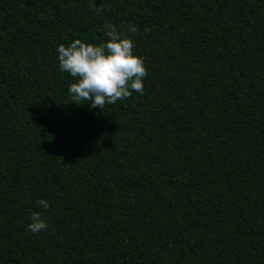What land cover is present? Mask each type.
Returning <instances> with one entry per match:
<instances>
[{
    "label": "trees",
    "instance_id": "obj_1",
    "mask_svg": "<svg viewBox=\"0 0 264 264\" xmlns=\"http://www.w3.org/2000/svg\"><path fill=\"white\" fill-rule=\"evenodd\" d=\"M105 23L147 75L90 109L55 49ZM0 264H264V0H0Z\"/></svg>",
    "mask_w": 264,
    "mask_h": 264
},
{
    "label": "clouds",
    "instance_id": "obj_2",
    "mask_svg": "<svg viewBox=\"0 0 264 264\" xmlns=\"http://www.w3.org/2000/svg\"><path fill=\"white\" fill-rule=\"evenodd\" d=\"M99 11L95 9L97 14ZM104 28L106 39L102 42L93 44L74 38L55 49L59 70L75 78L67 89L71 100H86L90 109H103L106 103L111 105L117 100L122 101L133 92L142 95L143 80L147 75L143 57L134 53V41L130 36L117 31L111 23H105ZM128 31L136 32V25L131 24ZM36 205L40 211H32L26 225L33 234L49 227L42 212L49 209L50 202L39 198Z\"/></svg>",
    "mask_w": 264,
    "mask_h": 264
}]
</instances>
